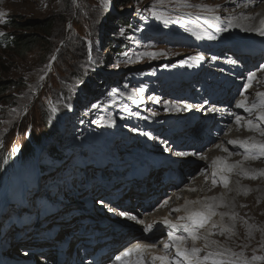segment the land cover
<instances>
[{"label": "rangeland", "instance_id": "obj_1", "mask_svg": "<svg viewBox=\"0 0 264 264\" xmlns=\"http://www.w3.org/2000/svg\"><path fill=\"white\" fill-rule=\"evenodd\" d=\"M202 1H205V3ZM102 2L103 0H99L98 4H96L93 3V0H74L73 12L69 15L71 11L69 0H0V13L3 14L0 15V21H2L0 22L1 37L6 32L19 33L21 27L31 21H35L38 26L42 23L43 25L46 24V26H54L53 29L48 31V33L52 32L51 37L47 38L49 42H53L50 48H45L42 45L44 37V32L41 30L42 27L29 28L26 31L22 30L26 34L29 33L38 38L32 48L24 53H17L15 48L8 49L0 42V81L9 85L6 91L0 95V177L4 176L3 183L0 186V193L8 185L10 187V199L11 197L14 199L18 198L19 189L14 175L18 171L16 169L21 168L27 181H32L33 175H35V169L31 165H21L20 167L17 166L18 168L14 166L16 155L18 161L20 156L24 158V155L19 156L16 153V149H21L22 143L27 144L28 148H31V155L41 157V162L50 171L39 179V188H42V190L38 188L36 194L43 195L42 192L45 191L46 194L55 195L57 199L64 200L67 203L93 204V206L98 203L99 196H94V192L91 189L93 185L91 186V184L95 182L98 171L92 166V161H87L84 167H79L75 162V152L80 148L79 145L93 141L102 142L104 140L106 143L109 142L107 147L111 146L110 149L113 152L123 156L139 150L137 142L143 144L146 141L147 149H140L141 153L145 154V157L149 154L148 151L158 152L163 150L165 153H171L169 140L161 137V134L159 136L151 133V131L157 132L154 123H151L154 128L150 127L151 129H148L139 124L140 120H145L147 123L152 120L163 121L165 120V115L186 114L190 109H197L192 108V105L193 107L197 105H194L193 101L184 97L185 91L179 84L177 85L171 80V82L164 84H161L160 81L161 85L158 87H156L158 85L157 82L154 83L155 86H151L150 76L152 73L158 74L159 67L166 70L168 68L182 67L181 73L183 74L185 68L183 63L186 64V60H191L190 58L195 56H202L205 60L208 59V55L202 54L204 52H201L198 46L188 43L189 40H193L189 39L190 35L199 34V31L196 30L199 20L205 23L204 20H211L209 17L216 15L214 19L216 17L219 18L222 24L234 28L238 33L247 35V32H250L249 29L240 26L236 28L233 26L234 23L232 24L227 20L231 15L229 13V11L231 12L230 8H234L231 0H133L132 2L131 0H110L107 2V7L103 6ZM218 7L225 10L222 17L220 14H214ZM75 11L80 12L77 18L73 14ZM153 12H155V15H153ZM202 14L207 15L203 16ZM67 17L69 18L67 19ZM72 17L73 20L71 19ZM143 17L151 22L153 20L160 21L161 24H167L182 31L186 43H178V40L172 36L167 38L169 41H165L163 36L156 38L154 41L149 39L140 40L136 31H141L142 34H145L146 31L141 28L142 23L139 27L137 23ZM124 18L136 24L135 27H132L134 35L131 36L130 29H123V21L121 20ZM16 23L19 24L20 28L13 27V24ZM203 23L200 24L203 26ZM60 28H63V33L61 34L60 32L58 35L57 31ZM149 28L160 30L156 23L154 27ZM75 31L76 33L81 31L85 33L83 41L76 39ZM252 31L256 32L254 29ZM86 41L90 42L88 48L91 49L90 57L87 58L88 61L84 58L83 50V43H86ZM64 42L65 46L61 47ZM59 44L61 49H58V54L56 53V56L59 55L58 63L57 66H54L53 62L56 56L55 59L52 58V51ZM72 53L75 58H70L72 56H69L68 59V54L71 55ZM81 53L82 55L80 56ZM93 68L97 70V73L92 78L88 76L82 78L84 82L90 81L86 83L87 88L82 86L80 90L82 98H79L76 93V96L70 100L63 91L58 92L64 85L72 84L76 75L84 74V69L92 70ZM103 72L110 73L111 76L107 77ZM115 79L117 81L113 83ZM159 79L161 80V76L157 80L153 78L152 81H159ZM54 80H57V83L54 82L56 85L50 88L49 84H52ZM13 82L14 85H11ZM20 83H23V85L20 86ZM75 89L76 87L71 88L70 93H73ZM186 96L188 97V95ZM35 99L38 100L36 102L40 105V108L30 113V109L27 110V107L31 105L30 101L34 102ZM24 100H27V102L21 105ZM43 105L45 109H42ZM123 105H126V107L133 105V111L125 107L122 108ZM205 110H208V107H205ZM26 114H28V117L25 116ZM38 115H43L42 118H45L42 124L44 132L40 135L42 138L40 144L35 145L30 136H33V130L30 133L26 131L27 129L21 130V127L30 122L29 119L38 120ZM135 115L136 117H134ZM83 121L90 123V126L85 129ZM13 122L17 123V126L14 124L10 128V132H8V128ZM93 126L105 127L104 130L110 127L125 130L128 135L126 138L117 137L109 140L108 137H105V134H100L97 129L92 128ZM140 127L148 129L150 132L142 130ZM38 128L34 131L41 130V128ZM8 134L12 135V138H9L11 142H8V150L12 149L11 153H14L13 160L5 157L7 156V151H5L7 149L3 148L8 137L11 136L6 137ZM49 135H51V139L45 141ZM109 138H112V136H109ZM127 140H131V144L127 145L125 143ZM43 141L45 142L43 143ZM83 148L88 150L86 145ZM193 156H196L195 158L199 157V155ZM82 158L86 160L84 156ZM197 161L194 160L193 162ZM258 164L264 167V160H259ZM260 172L258 171V174L254 176L255 181L253 183H259L256 178L261 175ZM253 175L249 173L245 177L249 178ZM183 178L184 176L181 174V181ZM233 181L237 182L235 178H233ZM188 182L190 181L188 180ZM76 183H79L80 188L76 187ZM97 183L96 185L98 186ZM45 185L48 188H45ZM207 186L209 187L208 190L214 191L217 184L208 183ZM248 192L249 189L245 188L242 194H247ZM165 196V198H169L170 194L167 193ZM190 196L191 194L184 201L187 206L184 212L195 209L197 211L205 210L204 205L208 204L205 192H197ZM7 200L6 198L2 202L3 208ZM37 203L42 213L49 212V204L46 200L40 199ZM177 206L179 204L174 205L173 208ZM104 210L99 207L98 212L103 213ZM110 210L115 213L114 210ZM213 210L215 215L211 216L210 220L204 225L203 230H208L205 236L213 243L231 249L226 245V241L210 236V222H213L223 232L231 236H237L235 228L224 221L222 212L217 208H213ZM121 212L124 211L122 210ZM256 212L255 216L258 220L263 221L264 212L260 214L258 209ZM251 213L254 214V209L251 210ZM58 215H51V220L49 221L55 220ZM12 218L8 209L4 214L3 226L0 229V236L3 238L0 243L9 246L8 252L16 253L17 255L27 253L25 256H28L32 249L31 246L27 245L23 248V240H16L11 236L14 229ZM60 218V221H62V216ZM230 218H233L231 213ZM136 219L139 222H143L142 216L141 220L138 217ZM31 226L32 224L29 229L32 230ZM29 229L22 230V236L29 235L28 238L31 236L37 237L34 232L29 231L26 233V230ZM228 229L232 231H228ZM253 234L257 239L254 243L248 245L242 239L239 240L242 243H237L240 248L243 246V249L247 248L250 251L246 253L247 256L243 255L245 251L239 250L240 255L237 254L236 257L225 259H235L237 261L247 259L249 264H264V260L253 259L256 256H264V242L258 239V237L264 236V231L253 232ZM25 248L29 249V251L26 252ZM203 256L201 255V257ZM211 263L209 262L208 264Z\"/></svg>", "mask_w": 264, "mask_h": 264}, {"label": "bare ground", "instance_id": "obj_2", "mask_svg": "<svg viewBox=\"0 0 264 264\" xmlns=\"http://www.w3.org/2000/svg\"><path fill=\"white\" fill-rule=\"evenodd\" d=\"M232 5L234 8H230L231 14L230 17L227 19L233 26L237 28V26L249 29L250 32H247V35H243L244 33H238L234 28L228 27L225 24H222L218 19H214V16H212V20L210 22H207L206 25H203L204 28L199 22L197 23L196 30L199 31V34L193 37V40L195 41H201L202 45L205 48L216 46L217 43L221 42V38L223 36L224 39L230 40V43L235 44H241V42H247L248 39L250 42L248 44L251 46V48H254L256 55L253 56V61H255L259 56L264 55V34H261L262 31H264V25L261 24V20H264V0H231ZM205 3V1H202ZM219 12V13H218ZM223 13H225V10H223L221 7L216 8V11L214 14H220L222 17ZM211 14V13H209ZM203 16L207 14H202ZM207 17V16H206ZM211 18V17H209ZM217 18V17H216ZM143 17L142 22L145 28L150 29L149 27H154L155 23L157 24V27L160 29H163L162 24L154 21L151 22L150 20H147ZM144 20V21H143ZM254 29L256 32L252 31ZM160 31V30H159ZM165 33H167L164 30ZM209 36L214 37L213 39H209ZM242 39V40H241ZM205 48L203 50H205ZM218 55L211 57V60H214V62L208 59H200L201 56H195L190 61V63L186 66L187 70L185 71L187 80L180 74V71L182 69L177 70L178 68H174L169 70L168 72L171 73V77L173 80L178 82L181 87H183V90L185 92H188L189 95H194L193 97L197 98L199 96V93L196 92L193 83L198 81L195 77V72L198 71V77L200 79H211L213 83L212 89L217 90H223L222 92H218L219 96H222V103L217 101V97H214L213 101H211L212 105L209 106L206 102H200L196 107H199V110H196L194 114L196 117H202L204 113L205 116H210V121L206 122L205 125L202 127V129L196 128H190L187 130H184L182 133L179 134V137L183 139L184 147H176L175 152L173 148H170L169 150L171 153H165L164 157L170 158L172 160H176L178 163V171L174 174L175 176L179 177L180 174L184 176L181 183L175 182L173 186L166 187L161 186L163 183H159L157 186L152 188H147V190L144 192V195L136 193V196H134L132 193L129 194V197L132 199V203L129 206V213H132L133 217H138V219L142 221L139 222L137 219H129L126 221V226L131 228L133 231H142L147 225L152 224L153 228L150 230V232L155 233L156 238H162L164 235L165 230H172L167 225L163 223L164 219L167 218L168 220H174V215L178 216L177 221H181V217H186L189 212H184V210L187 209V206L185 205L186 202L185 199L188 197L189 194L193 196L197 192L203 193L205 192L207 195L206 201L208 204H211L213 208L219 209L223 214L224 221L235 228L237 232V236H231L225 232H223L218 226L212 227V225H215L213 222H210L209 224V230H210V236L215 237L219 240L226 241V245L230 247L231 249H227L224 246H220L218 244L213 243L208 237L205 235L207 234L208 230H203L202 228L197 229V235L199 239L195 241H186L187 248H191L193 246L198 247L201 249V252L199 255H206L207 252H224L225 256L224 258H232V253H236L240 255L239 250L245 251L243 254L244 256H247V252H250L247 250V248L243 249L238 246L239 240L242 239V241L246 242L248 245L250 243H254L257 239L254 237L253 232L258 233L259 231H264V220H258V218L255 216L256 210L258 209L260 211V214H263L264 212V176L258 175L256 183H253L255 181L256 174H258V171L264 170V167L259 166V160H264V157H260L259 159H245V150L241 148L239 145H232L229 144L228 141L231 140H249L250 142L254 139H257L259 142H264V136H262L260 133L262 130H264V120L259 119V113H257L256 108L253 109L251 112L245 111L244 108L237 107V102L239 101H245L244 97H241L239 100V97L241 96L237 87L238 85L244 81V78H239L237 80V76L232 78L233 76L229 74L227 67L231 68L236 71L238 74L241 69V64H239L230 51H226V48L218 47ZM201 50V49H199ZM207 57V56H206ZM205 57V58H206ZM236 61V63H230L229 61ZM264 61V58L262 59ZM191 65V66H189ZM255 66L247 67V69H253ZM212 70V71H218L224 74H229L228 82H231L232 80H237V83L233 84L232 86H224L221 83H219L217 80H215L214 75L211 76L204 72V70ZM264 70V69H263ZM193 72V74H192ZM260 71H255L256 75V83H253L249 88L246 89V99H247V105L251 107L252 104L258 105L260 103L261 97L257 96V93L253 94V96L249 95V91L251 88H255V90L258 93H264V77H261L259 75ZM192 74L190 78L187 77V75ZM190 76V75H189ZM195 79V80H194ZM191 80H194L191 82ZM155 86V85H153ZM235 86L233 89L232 87ZM157 87V85H156ZM199 99V98H198ZM210 103V102H209ZM202 104V105H201ZM195 105V104H194ZM205 107H208L209 110L203 111L201 109H205ZM129 109V108H128ZM264 111V108H263ZM193 114V113H192ZM188 115V118L191 117V115ZM241 115L242 119H240L239 122H237V116ZM250 116H253V118ZM245 118H249L247 120H244ZM213 119V120H212ZM212 120V121H211ZM252 120L254 124L259 125V130L256 129H249L247 126L246 121ZM154 123V126H156L159 130L162 131H168L171 136L175 135L173 131H171V122H167L164 124L162 120H156L152 121ZM84 127H87V124L83 122ZM172 125H174L172 123ZM190 135H194L197 138V141H194L190 138ZM156 136V135H154ZM157 138H159L157 136ZM160 142V139H159ZM169 144V142H167ZM146 141H144L143 144H140L137 142V146L140 149H147ZM156 145V144H155ZM170 146V145H169ZM180 146V145H179ZM224 149H227L225 151ZM186 153L187 155L180 156L178 153ZM138 156L139 153H136ZM172 154V155H171ZM256 151L252 150L250 153H248L249 157L252 155H256ZM193 155H199V157L195 158L196 156ZM217 157H222V162H217V164L214 166L213 161ZM141 159V157H137L136 164H139L137 160ZM194 160H198L197 162H193ZM157 161H161V159L157 158ZM225 165H235V167H232L231 171H228ZM137 167V166H136ZM126 168V167H124ZM198 171H200L198 173ZM216 173L215 177L213 176V173ZM251 173L254 174L250 178L245 177L246 175L244 173ZM205 173V174H202ZM156 176V175H155ZM154 176V177H155ZM221 176H227L228 177V184L227 186L224 185L223 181L220 179ZM205 179H204V178ZM254 177V178H253ZM233 178L237 180V182L233 181ZM216 181V188L214 191L208 190L209 187L207 186L208 183H213V180ZM188 180L190 182H188ZM95 181H98V178L95 179ZM202 181V183H200ZM145 183V181L143 182ZM76 187L80 188L79 183H76ZM147 186H151L152 183L146 182ZM169 186V185H168ZM188 186V187H187ZM245 188L249 189V192L247 194H242L244 192ZM92 192H94V196L100 194V190L98 186L94 183L92 186ZM194 189V190H193ZM153 190V191H152ZM149 193H152L151 196L155 197L153 201L149 203V205L144 209V211H141V203L135 205V203L138 202L139 199H141L143 196L150 195ZM170 194L169 198H165L167 195ZM190 196V197H191ZM214 198V199H213ZM71 199V198H70ZM72 201V200H69ZM98 201V200H97ZM187 201V200H186ZM204 201V202H206ZM166 202V203H165ZM177 207H174V205H178ZM99 207L101 209H105L102 212H98ZM262 207V208H261ZM76 208V207H75ZM79 209V208H76ZM92 209V208H91ZM94 212L90 214L91 217H94V215H102L104 217L112 218L110 216V209L109 205L106 202L100 201L96 203V205L93 206ZM175 209H179V211H174ZM254 209V214L251 213V210ZM115 211V213H119L117 209H112ZM122 211V210H121ZM124 211V210H123ZM197 211V209L193 210ZM47 212V211H46ZM143 212V213H141ZM120 212L118 216L121 215ZM128 213V214H129ZM230 213L233 214V218H230ZM140 214V215H139ZM142 214V215H141ZM144 215V216H143ZM89 217L88 215H83V217ZM140 217V218H139ZM48 219L51 220V217ZM66 219L70 221H65ZM77 218L74 216H66L64 217L63 221L59 222V224H53V227H58L60 229H66V232L61 231L63 236L65 234L72 235L74 231L68 230L67 226L74 224L76 230L77 226ZM136 221V222H135ZM184 223H186V220H183ZM215 221V219H214ZM177 223V222H174ZM139 227L140 230H139ZM130 229V230H131ZM128 233V232H127ZM146 231H144V234L141 235V238L144 239V236H146ZM249 236V238H248ZM29 235H26L22 237V244L23 248L27 245L29 246H36V238L30 237ZM3 238L0 236V241ZM28 239L27 241H25ZM259 240L264 242V236L258 237ZM133 242H138V240H134ZM197 242L203 243L199 244ZM20 244V245H22ZM17 247V245H16ZM26 249V248H25ZM27 250V249H26ZM25 250V251H26ZM227 250H230L227 251ZM29 251V250H27ZM50 254V252H48ZM159 253V250L148 248L145 250L146 255H151L152 257L148 256V259L152 261L153 264H161V261L159 260H153L154 256H157ZM23 255V253H21ZM25 255V254H24ZM48 256V255H47ZM47 256H42L41 258L34 256L37 262L40 264H44V259H50ZM236 257V256H235ZM53 259V258H52ZM51 259V260H52ZM180 259V264H187L186 261H183L182 258ZM209 262H212V260L206 261L205 264H208ZM212 264V263H211Z\"/></svg>", "mask_w": 264, "mask_h": 264}, {"label": "snow or ice", "instance_id": "obj_3", "mask_svg": "<svg viewBox=\"0 0 264 264\" xmlns=\"http://www.w3.org/2000/svg\"><path fill=\"white\" fill-rule=\"evenodd\" d=\"M0 15H3L2 13H0ZM153 15H155V12H153ZM2 22V21H0ZM261 24L264 25V20H261ZM70 27V25H69ZM261 34H264V31H262ZM214 37L209 36V39H213ZM200 59H203V57H199ZM53 59H55V57H53ZM230 63H236V61H229ZM181 63H183V61H181ZM191 66V65H189ZM255 74L254 73H249L248 79L249 81H251L254 78ZM250 85H246L245 87H249ZM257 96L261 97L260 100V107L264 108V93H257ZM237 107L239 108H244L245 111L247 112H251L253 109H255L257 107V105L254 103L251 105V107H249L247 105L246 101H239L237 102ZM53 111H55V109H53ZM237 122L240 121L241 117L237 116ZM259 119L260 120H264V112H260L259 113ZM247 126L249 127V129H256L259 130V125L258 124H254L252 120H248L246 121ZM262 136H264V130L261 131L260 133ZM229 144L232 145H239L241 148H243L245 150V159H259L260 157H264V142H259V141H249V140H231L228 141ZM225 151H227V149H224ZM252 150L256 151V155H252L251 157H249L248 153H250ZM178 155L180 156H184L187 155L186 153H178ZM222 162L223 158L222 157H217L214 161H213V165L215 166L217 164V162ZM6 162V161H5ZM225 167L227 168L228 171H231L232 167H235V165H225ZM245 175H248V173H244ZM261 175H264V170H261L260 172ZM216 173H213V176L215 177ZM254 178V177H253ZM220 179L223 181L224 185L227 186L228 184V177L227 176H221ZM213 183L215 184L216 181L215 179L213 180ZM194 190V189H193ZM214 199V198H213ZM166 203V202H165ZM204 209L205 210H201V211H192L189 212L188 215L186 217H181V220H186V223H173L172 221L168 220L167 218L164 219L163 223L165 225H167L170 229L172 230H177V229H183V231L185 233L188 234V236L193 240H197L199 239L198 235H197V229L198 228H202L204 227V225L210 220L211 216L215 215V212L213 210V207L211 204H206L204 205ZM174 211H179V209H175ZM121 215H126V213H121ZM133 220L136 219V217H132ZM212 227H216V225H212ZM153 228L152 224L147 225L144 228V231H150ZM223 231V230H222ZM228 231H232L231 229H228ZM169 236L171 237V241L172 243H166L164 244V249L167 250L170 247H175L176 250V258L170 259L167 256H154L153 260H159L161 261V264H180V259L182 258L183 261H186L187 264H205L206 261L212 260V264H249V261L247 259H240L239 261L235 260V259H225V253L224 252H212L209 251L207 252L206 255H204L203 257H201L199 255V253L201 252V249L198 247H191L186 248V247H182V242L185 240V237L183 236H177L175 235V231H170L169 232ZM148 247H153L152 245H149ZM137 252L140 253L142 252V249L140 246H137L134 249H128L126 250L124 253H121L120 256H117L116 259L117 260H121V258L123 256H127L128 254H130L131 252ZM230 252V250H227ZM232 256H236V253H232ZM254 260H264V256H256L253 257Z\"/></svg>", "mask_w": 264, "mask_h": 264}, {"label": "trees", "instance_id": "obj_4", "mask_svg": "<svg viewBox=\"0 0 264 264\" xmlns=\"http://www.w3.org/2000/svg\"><path fill=\"white\" fill-rule=\"evenodd\" d=\"M94 1V0H93ZM133 0H131V2H132ZM73 2H74V0H69V4H70V7H71V11H70V13H69V15H71V12H73V9H74V7H73ZM130 2V1H129ZM80 3H81V1H80ZM122 3H124V1H122ZM125 4V3H124ZM79 7H80V4H79ZM78 7V8H79ZM66 12H67V10H66ZM73 14H75V17L77 18V17H79V15H80V12L79 11H75ZM74 17V18H75ZM69 17H67V19H68ZM66 19V20H67ZM72 20H73V17L71 18ZM121 21H123V29H130V34L131 33H133L132 32V23H131V21L130 20H128V19H122ZM73 22V21H72ZM13 27H19V24H13ZM35 27H37V28H40V27H42L41 28V30L44 32L43 33V35H44V37H43V39H42V45H43V47H48V48H50V45H52V41H48V39L47 38H49V37H51V33L52 32H49L48 33V31H50V29H53V25H50V26H46V24L45 25H43V23L41 24V25H37L36 23H35V21H31V22H27L26 24H24L23 25V27H21V31L19 32V33H14V32H6L5 34H4V36H2V38H1V43H2V45H4V47H6V48H8V49H12V48H15L16 49V51H17V53H24L26 50H29L30 48H32V46H33V44H34V42H36V40L38 39V38H36V36L34 37V36H32L31 34H26V32H24V31H22V30H25L26 31V29H29V28H35ZM49 27V28H48ZM20 28V27H19ZM45 30H46V32H45ZM58 35L60 34V32H61V34L63 33V28H60L58 31ZM78 34V35H77ZM84 32L83 31H81V32H77L76 33V31L74 32V35L76 36V39H79L80 41L83 39V36H84ZM83 41V40H82ZM87 43V44H86ZM86 43H83L84 44V58H85V60H87V58L88 57H90V54H91V49H89L88 48V43H90L89 41H86ZM55 44V43H54ZM59 46H60V44L55 48V49H57L56 51H55V49L52 51V55H54V53H55V56H56V53L58 54V52H59V50L61 49V47H63V46H65V42L63 43V45H61V47L59 48ZM100 47H101V45H100ZM59 49V50H58ZM58 51V52H57ZM82 55V53L80 54V56ZM69 56H72V57H70V58H75V55H73V53L71 54V55H69L68 54V59H69ZM83 57V56H82ZM58 58H59V55H57L56 56V59H55V61L53 62V65L54 66H57V63H58ZM75 60V59H74ZM80 60H82V59H80ZM88 61V60H87ZM51 64V63H50ZM70 67V66H69ZM72 68V67H71ZM74 71V70H73ZM97 73V70H95L94 68L91 70V69H89V70H85L84 69V74H82V73H80V75H76V78H74L73 79V81H72V84H70V85H64V87L62 88V89H60L58 92H64L65 93V95H67L70 99H73V97L74 96H76V93H77V95H78V91L79 90H81V88H82V86H86V88H87V84L83 81V77H90V78H92L95 74ZM54 75V74H53ZM62 75V74H61ZM60 76V75H59ZM60 78V77H59ZM54 82H56L57 83V80H54L53 82H52V84H49V87L51 88V87H54L55 85H56V83H54ZM9 83V82H8ZM78 83H80V85H77ZM63 84V83H62ZM11 85H14V82L13 83H11ZM23 85V83H20V86H22ZM26 86H28V85H26ZM25 86V87H26ZM9 87V85L7 84H5V83H3V82H1L0 81V95L3 93V92H5L6 91V89ZM76 87V89L74 90V92L73 93H70V91H71V88H75ZM51 96V95H50ZM34 99V98H33ZM50 99H51V97H50ZM36 101H38V100H36L35 99V101L33 102V101H30V106L29 107H27V110L28 109H30L29 111H30V113H33V112H35V109H38V108H40L39 106V104L36 102ZM25 102H27V100H24L22 103H21V105L23 104V103H25ZM44 102H45V100H44ZM45 109V106L43 105V107H42V109ZM27 110H25V111H27ZM22 112H23V110H22ZM43 115H44V113H42ZM47 114V113H46ZM28 114H26L25 116H27ZM43 115L40 117L39 115V119L38 120H34L33 118L32 119H29L30 120V122H28V123H26V124H24L23 125V127H21V130H26V131H29L30 133H31V130H33V136L32 135H30L32 138H31V140H33L32 142L34 143V144H36V145H38V144H40V140L42 139L41 137H40V135L41 134H43V132H44V130H43V123H44V119L42 118L43 117ZM48 115V114H47ZM28 117V116H27ZM35 117V116H34ZM31 118V117H30ZM42 118V119H41ZM40 119H41V121H40ZM46 119H47V116H46ZM40 121V122H39ZM26 122V121H25ZM14 124L17 126V123H14L13 122V124H11L10 125V127L8 128V132H10L9 130H10V128L12 127V126H14ZM34 125V126H33ZM41 128V130H39V131H37V132H35L34 130L36 129V128ZM38 128V129H39ZM51 128H53L54 129V127L53 126H51ZM39 133V134H38ZM13 135H14V133H12ZM9 135H11V134H8L6 137H8ZM25 135V134H24ZM50 136V135H49ZM9 138H12V135L10 136V137H8V140L6 141V143H5V145H4V147L3 148H5V149H9V147H8V142H11L10 140H9ZM21 147V149H20V151H21V154L22 155H24V157H26V156H30L31 155V153H32V150H31V148H28L29 146H27V144H25V143H22V145L20 146ZM7 150H5V151H7ZM4 151V152H5ZM26 154V155H25Z\"/></svg>", "mask_w": 264, "mask_h": 264}]
</instances>
